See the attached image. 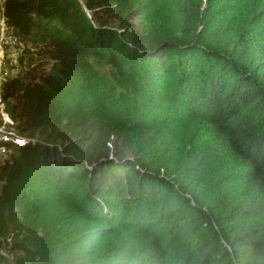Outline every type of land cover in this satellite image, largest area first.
Wrapping results in <instances>:
<instances>
[{"label":"trees","instance_id":"trees-1","mask_svg":"<svg viewBox=\"0 0 264 264\" xmlns=\"http://www.w3.org/2000/svg\"><path fill=\"white\" fill-rule=\"evenodd\" d=\"M6 14L22 41L44 20L66 33L7 59L29 142L0 174V237L7 208L32 233L0 264H264V0Z\"/></svg>","mask_w":264,"mask_h":264},{"label":"built area","instance_id":"built-area-1","mask_svg":"<svg viewBox=\"0 0 264 264\" xmlns=\"http://www.w3.org/2000/svg\"><path fill=\"white\" fill-rule=\"evenodd\" d=\"M7 0H0V167H10L14 164L19 148L29 141L17 130L16 124L11 118L7 104L4 100V86L10 74V66L7 59H17L19 53L25 48L20 36L13 32L8 24L6 14ZM2 194L0 188V195ZM14 239L13 236L0 237V250L5 251V256L10 258V251ZM23 253V251H20Z\"/></svg>","mask_w":264,"mask_h":264},{"label":"rangeland","instance_id":"rangeland-1","mask_svg":"<svg viewBox=\"0 0 264 264\" xmlns=\"http://www.w3.org/2000/svg\"><path fill=\"white\" fill-rule=\"evenodd\" d=\"M82 1V0H81ZM43 32L45 33L44 35H49V36H57L60 33L65 34V30L62 28V26L56 21V20H44L42 22H40V25L38 27H36L34 29V34L35 37H33L32 39H26L23 41V44L26 48H32L36 43H39V45H45L46 41L44 43H41L40 40L42 38ZM49 40V39H47ZM21 54V52L19 53V55ZM18 55V56H19ZM111 152H113V147H111ZM115 154V152H114ZM113 157L115 158V155H111V158L113 159ZM7 168V166H2L0 167V174L2 171H4L3 169ZM2 175V174H1ZM0 175V177H1ZM1 186V183H0ZM1 188V187H0ZM1 196V195H0ZM2 211L0 210V217ZM2 221L4 222L5 225V229L6 233L4 236H13V243H12V247L11 250L13 249V247L16 244V241L26 244V240L28 238L29 235H31L32 233V229L29 228L25 222L23 221L22 216L19 214V211L17 209H13L12 211L9 210L8 208L5 209V211L3 212V217L1 218ZM38 218H36L37 220ZM64 221H68V217L66 215L63 216L62 218V224ZM41 231L38 230L37 234L40 235ZM15 253H17L15 251ZM6 255V254H4ZM9 257H7L8 259ZM13 258L10 257L8 259V261H12Z\"/></svg>","mask_w":264,"mask_h":264}]
</instances>
